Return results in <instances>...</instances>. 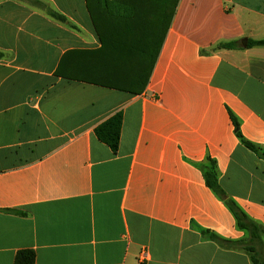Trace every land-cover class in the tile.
<instances>
[{
    "label": "crops",
    "instance_id": "obj_1",
    "mask_svg": "<svg viewBox=\"0 0 264 264\" xmlns=\"http://www.w3.org/2000/svg\"><path fill=\"white\" fill-rule=\"evenodd\" d=\"M39 1L66 20L0 0V264L21 250L36 264H142L143 250L145 264H264V47L248 46L264 40V0H179L141 94L68 78L72 53L102 46L92 14ZM118 112L114 153L95 130ZM212 162L260 226L257 252L207 186Z\"/></svg>",
    "mask_w": 264,
    "mask_h": 264
},
{
    "label": "trees",
    "instance_id": "obj_2",
    "mask_svg": "<svg viewBox=\"0 0 264 264\" xmlns=\"http://www.w3.org/2000/svg\"><path fill=\"white\" fill-rule=\"evenodd\" d=\"M23 1L44 9L48 15L57 20L63 22L66 20L39 0ZM86 1L102 46L94 51L72 53L79 57L72 62L70 69L75 76L68 75L67 77L111 89L141 94L150 79L179 0ZM148 28L150 29V41L142 39V37L147 38L145 33H147ZM148 45L151 49H155V55H151L150 58L147 55ZM248 46L264 47V40H251ZM218 47L234 49L236 43L221 44ZM142 48L146 49L141 50ZM69 56L71 53L62 60V69ZM1 57L2 54L0 53ZM231 118L238 129L236 118L233 115ZM122 124L123 113L118 112L95 130L97 138L109 146L114 153L119 151ZM237 135L248 149L259 154L257 148L246 141L239 131ZM204 178L207 186L225 202L235 216L238 227L250 234L249 243L242 241L237 244L242 245L249 252H257L253 244L261 240L260 226L252 221L221 188L213 162L211 166L204 169ZM211 238L219 243L233 244L214 234L211 235ZM253 260L255 263L261 264L255 256ZM14 264H36V253L33 250L19 251L15 256Z\"/></svg>",
    "mask_w": 264,
    "mask_h": 264
},
{
    "label": "built area",
    "instance_id": "obj_3",
    "mask_svg": "<svg viewBox=\"0 0 264 264\" xmlns=\"http://www.w3.org/2000/svg\"><path fill=\"white\" fill-rule=\"evenodd\" d=\"M149 261V253L147 250H143L140 255V262L145 264Z\"/></svg>",
    "mask_w": 264,
    "mask_h": 264
}]
</instances>
